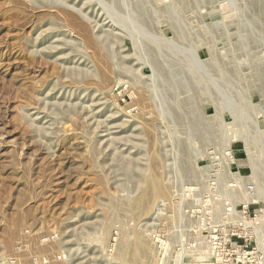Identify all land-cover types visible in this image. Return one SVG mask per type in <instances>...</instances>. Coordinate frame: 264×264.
<instances>
[{
    "label": "rangeland",
    "instance_id": "rangeland-1",
    "mask_svg": "<svg viewBox=\"0 0 264 264\" xmlns=\"http://www.w3.org/2000/svg\"><path fill=\"white\" fill-rule=\"evenodd\" d=\"M0 264H264V0H0Z\"/></svg>",
    "mask_w": 264,
    "mask_h": 264
},
{
    "label": "bare ground",
    "instance_id": "bare-ground-1",
    "mask_svg": "<svg viewBox=\"0 0 264 264\" xmlns=\"http://www.w3.org/2000/svg\"><path fill=\"white\" fill-rule=\"evenodd\" d=\"M144 183L146 187L142 190V194L135 200L140 202L143 206L147 207L152 200L154 201L160 197L166 196L169 192L163 179L158 175L151 173V175L145 177ZM130 244L138 249L141 248L143 250L145 248V243L139 236H136Z\"/></svg>",
    "mask_w": 264,
    "mask_h": 264
},
{
    "label": "built area",
    "instance_id": "built-area-1",
    "mask_svg": "<svg viewBox=\"0 0 264 264\" xmlns=\"http://www.w3.org/2000/svg\"><path fill=\"white\" fill-rule=\"evenodd\" d=\"M211 237H213V236H211ZM211 241V240H210ZM213 242H211V244H212ZM232 246H236L237 245V243L236 242H233L232 244H231ZM240 245H237V247H239ZM225 248H226V254H228V253H233L235 250H233V249H231L230 250V247H228V246H225Z\"/></svg>",
    "mask_w": 264,
    "mask_h": 264
}]
</instances>
